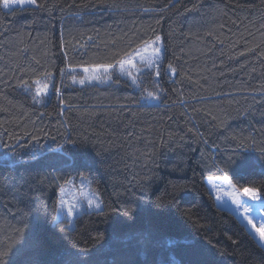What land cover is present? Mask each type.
<instances>
[{
	"label": "trees",
	"instance_id": "obj_1",
	"mask_svg": "<svg viewBox=\"0 0 264 264\" xmlns=\"http://www.w3.org/2000/svg\"><path fill=\"white\" fill-rule=\"evenodd\" d=\"M37 3L0 4V250L13 246L9 264H66L83 248L90 264H264V247L206 182L227 174L238 189L264 186V0ZM156 35L160 76L142 87L159 100L126 78L73 83L74 69ZM46 73L51 93L38 104L33 82ZM229 156L246 167H229ZM82 172L103 214L84 211L61 231L59 188Z\"/></svg>",
	"mask_w": 264,
	"mask_h": 264
},
{
	"label": "snow or ice",
	"instance_id": "obj_2",
	"mask_svg": "<svg viewBox=\"0 0 264 264\" xmlns=\"http://www.w3.org/2000/svg\"><path fill=\"white\" fill-rule=\"evenodd\" d=\"M0 4H2L3 8L11 10L15 5H30L40 7L37 3V0H0ZM148 11V9H145ZM243 55V53H241ZM163 60V44L161 37L156 35L154 39L150 40H140L139 44L136 47H132L131 43L129 44L127 49H122L117 52L112 53L111 62L109 63H97L91 66V68H84L83 71L85 73H90L85 75L79 79L75 75L72 76L73 83H79L80 85H85L86 83L91 84L92 82L96 83H119L121 78H126L131 82L132 85L136 87H141L143 92L147 93L145 98L159 100L160 96L157 92L148 91L147 88H143V82L146 76H150L153 72L156 77L160 76V63ZM169 69L175 74V68H172L169 65ZM116 76V79H113V76ZM51 77L50 73H46L44 77V81L35 80L33 83L35 84V91L32 95V99L35 103H42L43 97H47L49 95V78ZM24 88L25 91H30L31 86L28 84L20 85ZM158 88V85L156 86ZM54 91L58 94L60 92L59 88H55L53 85ZM38 141V138L34 137ZM75 144V142H73ZM5 147L10 148V151L15 152V148H12L9 145H5ZM260 158L264 160V148H260L259 150ZM239 159V163H238ZM226 164L231 167L236 165L238 168L246 167L247 162L243 159H240L238 156H229ZM223 171V170H221ZM218 179V178H217ZM223 179L229 183V185L233 188L236 187L235 184L232 183L231 179L227 174L224 175ZM82 180L86 181V177H82ZM213 178L209 177V183L212 185V188L215 189L217 185L212 183ZM90 183V182H89ZM59 191L61 194L65 192V187L60 186ZM83 191V187L81 188ZM242 195L247 198V200L251 201H261L262 197H264V186L261 187H251L245 186L240 189ZM84 200L86 204H68V202L61 195L57 207V213L64 211L66 209L67 224L65 228H62L61 231H69L73 230V220L71 219L74 215L81 212V210L86 206L88 210L96 211L97 214H103L102 204L103 201L100 199L99 195L93 190L91 194L84 193ZM217 200H222L221 197H217ZM237 205V210L243 208L245 213L249 212V208L247 206V202L241 203L240 201H234ZM130 209H125V215H131ZM183 215H185L188 219L191 220L192 213L191 210H186ZM247 223L252 226V229L258 235V239L260 241L261 246H264V216L259 218L260 226H257V223L254 222V218L251 216H246ZM193 223H197V221H193ZM17 232L22 233L23 229H17ZM231 239V237H229ZM235 243V241H233ZM13 246L8 245L6 248L0 250V264H9V256L12 252ZM70 259L66 261V264H90L89 256L90 252L87 248H83L75 254H69ZM35 264V262H34ZM196 264H200V262H196ZM207 264H211V261H208Z\"/></svg>",
	"mask_w": 264,
	"mask_h": 264
},
{
	"label": "rangeland",
	"instance_id": "obj_3",
	"mask_svg": "<svg viewBox=\"0 0 264 264\" xmlns=\"http://www.w3.org/2000/svg\"><path fill=\"white\" fill-rule=\"evenodd\" d=\"M27 6H30V5H15L13 8H15V7H27ZM32 7H34V6H32ZM7 10H9V9H7ZM160 37H161L162 44H163V56H164V41H163V38L161 35H160ZM84 68H86V67L74 69V73H75L77 79H79L85 75L90 74V73H85L83 71ZM87 68H91V66H88ZM53 79L54 78L51 76L48 80L49 85H50L49 86V94L51 93ZM40 80L44 81V78L40 79ZM92 83H95V81ZM76 84H79V83H76ZM86 84H88V83H86ZM45 98L46 97H43V101L45 100ZM148 100L154 101L152 99H148ZM82 177H86L87 180L86 181L82 180ZM209 177H212L213 178L212 183H215L217 185V187L215 189H213L212 185L209 183ZM209 177L206 178V182L210 185L211 189L213 190V192L216 196V200H217L218 196L222 198V200H217L218 205L223 207V208H229V209L233 210L239 216L242 223L247 227V229L251 232V234L260 243V241L258 239V235L252 229V226L247 223V219H245V217L246 216L253 217L254 222L257 223V226L258 227L260 226L259 218L261 216H264V197H262L261 201H255L254 202L251 200H247V198L242 195L240 189L232 188L229 185V183L223 179L224 176L218 175V176H209ZM61 186L65 187V192L63 194H61L59 191L57 198H56V215H55L56 221H60V220L67 221L69 219V217H67L66 209L64 211L60 212L59 216H58L57 207H58V203H59V199H60L61 195H63V198L68 202V204H76V203L86 204V202L84 200V193L91 194L92 191L94 190L99 195L100 199L102 200L101 195H100L97 187L94 185L92 177L88 172H82L79 175L74 176L69 181L61 184ZM82 187H83V191H81ZM234 201H240L241 203H244L246 201L247 206L249 208V212L245 213L243 208H240L239 210H237V205L234 203ZM102 208H103V204H102ZM84 211H88L86 206L81 210V212L77 213L76 215H74L71 218L73 220V227L75 226L76 217L79 216L80 214H82ZM89 211H91V210H89Z\"/></svg>",
	"mask_w": 264,
	"mask_h": 264
}]
</instances>
